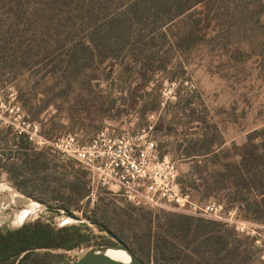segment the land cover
Listing matches in <instances>:
<instances>
[{"label":"rangeland","instance_id":"1","mask_svg":"<svg viewBox=\"0 0 264 264\" xmlns=\"http://www.w3.org/2000/svg\"><path fill=\"white\" fill-rule=\"evenodd\" d=\"M197 19L202 20L204 39L193 49L176 54L167 70L148 80L124 71L123 66L110 70L106 64L94 80L88 73L86 81H92V88L84 92L59 96L49 82L44 84L30 110L16 102L19 89L44 82L38 76H26L6 92L9 105L0 101V126L11 125L16 130L29 121L38 126L39 136L51 141L72 133L84 142L106 129L117 134L146 129L157 142L160 155L177 163L186 189L182 188L195 201L214 200L235 207L230 190L208 193L195 186L201 183L200 175L208 178L214 172H224L226 163L240 161L248 137L264 132V0H213L178 20L171 32L188 31ZM114 99L117 103L110 109ZM107 100L110 104L104 105ZM258 139L257 143L261 142L264 134ZM6 145L4 139V153L16 149L12 143ZM42 151L48 153V169L32 177L33 183L24 188L27 193L14 187L6 171L0 177L1 230H17L36 221L56 228L88 227L91 246L54 251L62 256L60 264L76 262L101 246L118 244L93 223L106 227L130 250H139L143 261L150 264H154L153 245L158 240L179 257L177 264H189L188 257L198 264L216 254L209 245H202V239L195 241L192 233L171 227L176 216H190L135 208L123 197L93 185L89 173L78 163L62 162L50 149ZM208 152L212 154L189 158ZM26 211L29 216L21 218ZM258 223L264 225V221ZM196 225L194 221L192 229ZM228 229L233 230L227 225L215 228L228 236V245L212 258V264H219L237 246L238 257L226 258L224 264H263L251 241L237 233V238L233 237Z\"/></svg>","mask_w":264,"mask_h":264},{"label":"trees","instance_id":"2","mask_svg":"<svg viewBox=\"0 0 264 264\" xmlns=\"http://www.w3.org/2000/svg\"><path fill=\"white\" fill-rule=\"evenodd\" d=\"M212 1L0 0V101L9 105L11 101L4 98L8 96L6 92L28 75L38 76L44 82L19 89L16 102L30 110L34 109L33 99L44 84L49 82L59 96L84 92L92 88V81H86L88 73L93 74L94 80L95 73L101 72L106 64L110 70L123 66L124 71L148 80L151 75L167 70L176 54L193 49L204 39L201 19L181 34L171 31L176 29L178 20ZM116 103L114 99L110 109ZM106 104L110 102L107 100ZM261 134L264 132H254L248 137L239 154L240 161L226 163L224 172H214L208 178L200 175L201 183L195 188L203 187L208 193L230 190L234 194L232 202L243 217L262 223L264 139L257 143ZM4 139L7 147L12 143L17 150L10 148L9 153H4ZM27 139L11 125L0 126V177L6 171L14 187L24 193H27L25 186L33 183L32 177L48 169L47 151L38 152ZM209 154L212 153L193 154L189 158ZM194 221L197 225L192 229ZM174 222L171 227L176 231L192 233L195 241L202 239V245H209L212 253H216L198 264H212V258L228 245V236L215 230L225 227L222 223L180 216ZM87 231L86 226L56 228L41 221L17 230L0 229V264H60L62 256L54 251L91 246L93 237ZM229 231L237 238L234 230ZM153 246L154 264H177L179 257L166 244L158 240ZM239 248H234L219 264H224L226 258L235 260ZM131 250L143 260L139 250ZM187 260L194 264L193 257Z\"/></svg>","mask_w":264,"mask_h":264},{"label":"built area","instance_id":"3","mask_svg":"<svg viewBox=\"0 0 264 264\" xmlns=\"http://www.w3.org/2000/svg\"><path fill=\"white\" fill-rule=\"evenodd\" d=\"M37 151L50 149L62 162L73 161L90 175L92 184L121 196L138 209L172 212L219 222L248 238L264 264V225L245 219L237 207L211 200L200 203L183 190L177 163L161 156L146 129L117 134L106 129L91 141L66 134L51 141L39 136L38 126L23 121L15 130Z\"/></svg>","mask_w":264,"mask_h":264},{"label":"water","instance_id":"4","mask_svg":"<svg viewBox=\"0 0 264 264\" xmlns=\"http://www.w3.org/2000/svg\"><path fill=\"white\" fill-rule=\"evenodd\" d=\"M70 218L78 221L80 224H86L84 221H82L79 217L69 215ZM93 225H98L96 223H93ZM102 229L106 231V233L112 237L116 242L117 245H104L99 247L98 249L91 250L87 252L81 259H79L76 262L70 263V264H150L147 262H144L142 259H140L132 250L125 247L123 243L115 236L113 235L106 227L103 225H98ZM111 249H118L125 251L130 256V262L129 263H123L117 260H114L107 256V252Z\"/></svg>","mask_w":264,"mask_h":264},{"label":"bare ground","instance_id":"5","mask_svg":"<svg viewBox=\"0 0 264 264\" xmlns=\"http://www.w3.org/2000/svg\"><path fill=\"white\" fill-rule=\"evenodd\" d=\"M29 214L30 212L26 211L22 214L21 218H26L27 216H29ZM107 256L123 263L130 262V256L123 250L111 249L107 252Z\"/></svg>","mask_w":264,"mask_h":264}]
</instances>
